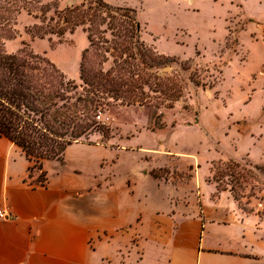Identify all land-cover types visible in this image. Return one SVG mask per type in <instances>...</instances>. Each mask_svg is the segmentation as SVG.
I'll list each match as a JSON object with an SVG mask.
<instances>
[{
	"label": "crops",
	"instance_id": "1",
	"mask_svg": "<svg viewBox=\"0 0 264 264\" xmlns=\"http://www.w3.org/2000/svg\"><path fill=\"white\" fill-rule=\"evenodd\" d=\"M166 127L74 142L45 162V186L0 136V264H264V217L218 190L210 166L179 169L172 151L156 162L158 147L133 143Z\"/></svg>",
	"mask_w": 264,
	"mask_h": 264
},
{
	"label": "rangeland",
	"instance_id": "2",
	"mask_svg": "<svg viewBox=\"0 0 264 264\" xmlns=\"http://www.w3.org/2000/svg\"><path fill=\"white\" fill-rule=\"evenodd\" d=\"M54 1L64 10L84 0H45ZM106 1L134 7L143 40L159 53L180 61L192 58L194 67L181 71L174 64L163 71L179 74L188 82L174 108L155 111L148 106L112 102L100 108L104 115L101 120L95 117L99 129L89 136V141L155 130L156 122L163 123L167 127L159 129L162 131L144 132L133 143L158 147L156 162L167 160L161 155L164 150L172 151L179 169L201 164L205 174L210 166L218 189L230 191L242 208L256 210L264 217V0ZM53 15L54 11L49 13ZM39 23L38 18L22 12L15 25L18 33L5 41L6 49L17 52L28 45L64 72L65 67L66 75L80 83L79 63L89 44L87 33L77 27L63 37L40 38L29 31ZM195 68L199 84L192 81ZM232 159L238 166L230 163ZM168 172L171 169L167 167L158 170L161 175ZM34 173L39 175V171ZM174 175L190 173L175 170Z\"/></svg>",
	"mask_w": 264,
	"mask_h": 264
},
{
	"label": "trees",
	"instance_id": "3",
	"mask_svg": "<svg viewBox=\"0 0 264 264\" xmlns=\"http://www.w3.org/2000/svg\"><path fill=\"white\" fill-rule=\"evenodd\" d=\"M24 11L41 22L29 28L34 36L63 37L77 27L87 33L89 44L82 51L80 83L28 45L17 52L6 49L5 41L18 33L15 25ZM52 11L55 15L49 16ZM193 63L192 58L180 61L148 45L142 38L137 10L131 6L84 0L60 10L58 1L0 0V136L22 149L30 162L29 176L39 171L36 183L45 186V162L63 160L74 142H88L99 129L95 113L100 108L113 102L155 111L172 109L188 82L179 74L163 71L174 64L189 71ZM197 72L195 68L192 81L199 84ZM230 163L238 166L234 159ZM254 168L261 169L258 165Z\"/></svg>",
	"mask_w": 264,
	"mask_h": 264
},
{
	"label": "built area",
	"instance_id": "4",
	"mask_svg": "<svg viewBox=\"0 0 264 264\" xmlns=\"http://www.w3.org/2000/svg\"><path fill=\"white\" fill-rule=\"evenodd\" d=\"M103 115H104L103 112L99 111L96 117L97 119L101 120ZM8 217L9 215L4 210L0 209V218H8Z\"/></svg>",
	"mask_w": 264,
	"mask_h": 264
}]
</instances>
